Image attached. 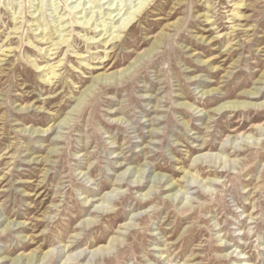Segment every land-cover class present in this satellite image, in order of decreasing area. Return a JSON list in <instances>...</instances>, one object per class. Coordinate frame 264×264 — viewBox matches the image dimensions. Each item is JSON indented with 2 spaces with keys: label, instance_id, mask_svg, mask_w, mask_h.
Masks as SVG:
<instances>
[{
  "label": "rangeland",
  "instance_id": "374dc122",
  "mask_svg": "<svg viewBox=\"0 0 264 264\" xmlns=\"http://www.w3.org/2000/svg\"><path fill=\"white\" fill-rule=\"evenodd\" d=\"M237 1L150 0L118 31L146 1L0 0V264L49 249L47 264H264V106L213 111L264 100V0ZM41 29L55 34L41 40ZM142 52L120 82L94 84L77 104L93 76ZM256 86L262 96L252 100ZM240 133L252 136L247 147ZM226 140L245 147L235 162ZM204 152L214 167L200 171H219L209 175L216 183L203 174L174 198L162 187L140 197L160 175L195 171Z\"/></svg>",
  "mask_w": 264,
  "mask_h": 264
},
{
  "label": "bare ground",
  "instance_id": "6f19581e",
  "mask_svg": "<svg viewBox=\"0 0 264 264\" xmlns=\"http://www.w3.org/2000/svg\"><path fill=\"white\" fill-rule=\"evenodd\" d=\"M144 1H146V2H144V3H142L141 4V6L140 7H138L136 10L134 9V12H132L131 13V15L130 16H128V17H126L125 19H122V21L120 22V24H118L119 26V29H121V30H118V31H124V29L126 28V25L130 22V21H132V19H134V17L135 16H137V15H139L145 8H146V6L149 4V1L150 0H144ZM236 4V3H235ZM243 3H242V0H238L237 1V5L238 6H240V5H242ZM234 11V10H233ZM18 13V12H17ZM107 14H110V13H107ZM233 15L234 16H238V10H235L234 12H233ZM61 16V15H60ZM39 19H41V18H39ZM39 19H35L34 20V22H37V28H35V29H38L39 28ZM92 19V15L90 16V18H85L84 19V21H83V25L84 24H89V22H90V20ZM105 22V21H104ZM93 23V22H92ZM103 26V25H102ZM56 27H61V25L60 24H58ZM112 27H117V26H112ZM18 29V27H15L14 28V30H17ZM55 30V29H54ZM54 30L50 33V35H48L47 36V33H45L44 32V30H40V39L42 40H47V39H49V38H51L52 36H53V34H55V32H54ZM113 31H111V33H112ZM102 34V33H101ZM47 36V37H46ZM109 36H110V40H112V39H116V38H118L119 36H118V34H115V35H111V34H109ZM108 37V36H107ZM57 41H54L51 45L52 46H59V45H61V44H63V43H65L66 41H67V39L68 38H65V37H63L62 35L61 36H57ZM88 40H90V39H88ZM52 42V41H51ZM3 49V48H2ZM144 55V52H142L141 54H139L131 63H129V65L128 66H126V67H124V68H121V69H117V70H112V71H110V72H108V71H103V72H100V73H98V74H96L95 76H93V78H92V82H91V84L89 85V86H87L82 92H81V96L78 98V100H77V104H80V103H82L83 102V100H85V99H82V97L84 96V95H88L91 91H92V87H93V85L94 84H98V85H101V84H104V85H110V84H113V83H118V82H120L121 81V79H122V77L123 76H125L130 70V68L129 67H133V65H134V63H136L135 61H136V59L138 60V58H140V57H142ZM118 62V61H117ZM35 64V63H34ZM106 65V64H105ZM105 65H103L102 66V68H104L105 67ZM55 66H49L48 67V71L45 73V76L46 75H48V74H50L49 75V77L48 78H54L55 76H56V73H55V68H54ZM47 78V79H48ZM263 79H264V74H262V76L257 80V83H260V84H263L264 83V81H263ZM214 91H216V88H212V89H210V90H207V91H203L202 92V95H204V94H208V93H211V92H214ZM247 95H248V97L250 98V99H252V100H255V99H258L259 97H261L262 96V89H261V87H258V86H256V87H254L253 89H251V90H248L247 92ZM262 106H264V100L263 101H260V102H257V101H240V100H237V101H226V102H223V103H221V104H219L218 106H216L214 109H213V111H215V112H219L221 109H225V110H228V111H237V110H243V109H250V108H259V107H262ZM23 109V108H22ZM263 125H264V122H263ZM258 128H260V129H262V125L261 124H259L258 126H257ZM52 128V126H50V127H48V128H46V129H36V128H31V130H32V133H36V132H44V133H46L48 130H50ZM237 138H244V140L242 139V144H244V145H246L245 143V139L247 138V140H248V138H250V137H252V136H250V134H244V133H240V134H238L237 136H236ZM235 138V137H234ZM227 141V140H226ZM225 141V142H226ZM231 141V140H230ZM229 140L227 141L228 143L230 142ZM235 141V140H234ZM226 142V143H227ZM232 143V141L230 142V144L229 145H227V147H226V145L224 146V144H222L221 146H222V149H225V148H227L226 149V151H228V153L230 154V153H232V156H234L233 158H234V162H235V158H237V155H239L242 151H244V148H242L241 146H236V144H231ZM235 143H237V140H236V142ZM240 143V142H239ZM248 143V142H247ZM238 145V144H237ZM243 146V145H242ZM248 145H246V147H247ZM231 148L233 149L232 151H230L231 150ZM210 159H211V154H208L207 152H204V153H201V154H198V155H196L194 158H193V163H195L194 164V166L192 167V170H195V171H191L190 169L188 170V171H183V175L181 176V180H178V181H174L172 178H165V175H160V179L162 180V179H164V181L163 182H156V183H158V185H156L155 186V182H154V184H152L150 187H149V190L147 191V192H145V193H143V194H140V197L141 198H143V197H145L146 195H148L149 193H152V192H156V190H155V187L156 188H160V187H162V189L165 191V192H171V193H167V194H165V196L167 197V198H170V197H173V195H174V193L175 192H172L173 191V189L174 188H176V187H183V182H185L186 181V179H188V178H190V177H197V176H203V174H205V177H204V179H206L205 181L206 182H208V183H216V181H215V179H211L210 177H209V175L211 174V175H214V176H217V174H219V171H217L216 169H213V170H206L207 172H204V171H200V168H201V166L203 165V163H204V165L206 166V167H214V165H211L210 164ZM233 160V159H232ZM207 162V163H206ZM238 162V161H237ZM212 163V162H211ZM219 167V166H218ZM130 169H129V167H127L123 172H122V176L121 177H123L124 175H126V173L129 171ZM135 172H138V176L136 175V177L132 180V183L133 184H136V186L135 187H139L141 184H142V182H143V178H145L144 176H143V174H144V172H145V170L144 169H141V168H139V169H136L135 170ZM135 172H133V175H134V173ZM196 173V174H195ZM137 174V173H136ZM146 176V175H145ZM124 178V177H123ZM203 179V178H202ZM201 180V179H200ZM181 182V183H180ZM145 184V183H144ZM186 186V185H185ZM180 189V188H179ZM178 189V190H179ZM115 189H113L112 191H114ZM174 198V197H173ZM173 200H175V199H173ZM183 202V201H182ZM181 203V202H180ZM184 204H186V202H183V205ZM91 205H92V203H91ZM188 205V204H187ZM189 206V205H188ZM187 206L185 205V208H186ZM187 208H189V207H187ZM249 218H252V216H251V214L248 216ZM89 222H90V224H93V223H91V221L93 222V220H90V219H87ZM94 222H95V220H94ZM11 223H13V222H11V221H9V222H7L6 223V225H5V227H4V229H6V230H9V229H11V227H10V224ZM128 223V222H127ZM125 224V223H123V228H126L127 226H128V224ZM19 224L20 223H14V225H16V226H18V229L21 227V226H19ZM129 224H131V223H129ZM89 225V224H88ZM127 225V226H126ZM136 225V224H135ZM121 226V227H122ZM126 226V227H125ZM128 228V227H127ZM121 229V228H120ZM119 231V234L118 235H121L122 233H120V230H118ZM122 232V231H121ZM78 234V233H77ZM75 238V237H74ZM76 238H78L77 237V235H76ZM113 238V241L115 240V241H117L118 239L117 238H114V237H112ZM74 241H75V239L74 240H72V241H69V243H67L66 245H63V247L65 248V249H67V251H72L73 249H75L76 247H77V245H78V239H77V241H76V243L74 244ZM114 241V242H115ZM218 241H220V244L218 245V247H223V248H226V247H228V244H226V242H223V240L220 238V239H218ZM109 242H111L110 240H109ZM112 243V242H111ZM109 245H110V243H108ZM94 244H90V246H93ZM113 245V244H112ZM63 248V249H64ZM104 249V246L103 245H100V246H98V247H96L95 249H93L92 251H86V249H88L87 247L86 248H84V250H78V252H76L78 255H79V257L80 256H82L83 255V258H85L88 254H90V253H95V252H97L98 250H101V249ZM229 248V247H228ZM105 250V249H104ZM64 251V250H63ZM73 252V251H72ZM60 253V252H59ZM75 253V252H74ZM57 254V253H56ZM63 254V253H62ZM67 254V253H66ZM65 254V255H66ZM92 254V255H93ZM53 252H52V250H47L46 252H44V254L42 255V257H36V256H33V255H28V256H24V259L22 258V256H19V257H17V258H15L14 260H13V263L12 264H21V263H24V264H32V263H34L35 261H37V259H39V260H42V263L45 261V264H47V263H50L51 261H52V258H53ZM70 255H72V253L70 254ZM69 255V256H70ZM69 256H67V259L69 258ZM65 257V256H64ZM72 257H76L75 256V254H74V256H72ZM78 257V256H77ZM219 257H222V258H227V257H233L232 256V254H231V252H228V253H225V254H221V255H219ZM234 257H236V259L237 260H239V261H244V258H240V257H237V256H234ZM71 258V257H70ZM22 259V260H21ZM67 259H65V260H67ZM158 263H160L159 261H157ZM167 262H170L169 260L167 261ZM240 264H243V263H240ZM246 264V263H245Z\"/></svg>",
  "mask_w": 264,
  "mask_h": 264
}]
</instances>
